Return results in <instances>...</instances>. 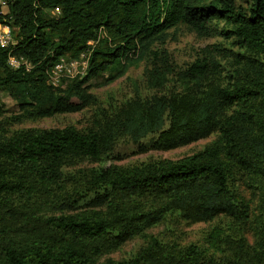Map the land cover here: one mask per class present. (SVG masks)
I'll return each instance as SVG.
<instances>
[{
    "label": "trees",
    "instance_id": "1",
    "mask_svg": "<svg viewBox=\"0 0 264 264\" xmlns=\"http://www.w3.org/2000/svg\"><path fill=\"white\" fill-rule=\"evenodd\" d=\"M0 22L15 41L0 48V115L4 94L17 108L15 121L97 103L89 80L117 67L115 78L143 62L145 90L169 86L161 94L136 89L132 99L100 108L99 123L83 130L5 136L0 129V264H96L169 217L185 223L227 217L236 229L223 235L214 228L205 247L175 251L150 236L133 258L102 264H264V0H252L247 11L233 0H10ZM179 25L200 36L233 37L247 53L245 77L220 84L212 46L175 67L156 45ZM10 51L29 69H11ZM85 52L83 76L49 84L60 58ZM214 132L215 142L178 160L106 161L120 139L139 151L166 150ZM84 161L97 166L78 167Z\"/></svg>",
    "mask_w": 264,
    "mask_h": 264
},
{
    "label": "rangeland",
    "instance_id": "2",
    "mask_svg": "<svg viewBox=\"0 0 264 264\" xmlns=\"http://www.w3.org/2000/svg\"><path fill=\"white\" fill-rule=\"evenodd\" d=\"M236 7L247 11L252 4V0H233ZM222 23H217V30L221 28ZM157 49H164L175 67L184 68L193 62L200 54L201 50L207 46L217 49L215 55L220 65L219 83H234L239 77H245L241 72H245L247 53L238 47L233 37L226 38L221 35L200 36L195 31L185 25H179L167 31L165 43L162 46L156 45ZM66 59V58H65ZM144 63L129 67L123 75L116 77L119 67L106 71L105 73L90 79L88 82V93L96 98L95 104L89 105L85 109L76 113L56 114L48 118L21 119L13 120L18 113L14 102L3 94L2 101L6 112L0 115V129H5V136L13 132L26 129H51L73 126L78 130H83L99 123L102 119L99 115L100 108H105L108 104L118 106L121 102L132 99L136 89L141 95L165 93L168 88H154L145 90L142 83V74ZM66 79L65 73L60 74V80ZM66 81V80H65ZM178 85H176V88ZM218 138V133L214 132L204 139L190 143L185 146L172 149H153L147 148L142 151L127 139H120L114 147L111 157L107 162L118 166H130L159 159L178 160L190 156L204 147L212 144ZM147 141V140H146ZM118 157L119 159H113ZM97 166L96 163L82 162L78 167ZM242 190V188H241ZM246 197L250 195L249 190L244 191ZM222 230L223 235H232L236 229L235 223L227 217H216L210 221L185 223L174 217L168 218L161 224L145 232L144 236L134 238L124 243L114 252L102 255L96 264H102L106 260H128L133 258L136 253L147 245L149 237H156L163 245L169 247L172 251L186 247L190 244L200 247L207 245L208 235L214 229ZM249 242H252V232H246Z\"/></svg>",
    "mask_w": 264,
    "mask_h": 264
},
{
    "label": "built area",
    "instance_id": "3",
    "mask_svg": "<svg viewBox=\"0 0 264 264\" xmlns=\"http://www.w3.org/2000/svg\"><path fill=\"white\" fill-rule=\"evenodd\" d=\"M10 0H0V15H4L8 11ZM59 13V8H54L51 14ZM15 43L10 26L4 22H0V48L9 49ZM7 65L11 69L25 68L29 69V63L20 55H15L10 51L7 55ZM87 65V53H82L77 59L60 58L51 68L49 72L48 82L53 87L62 86L63 82L75 77H81L85 74ZM65 73L66 79L60 80V74Z\"/></svg>",
    "mask_w": 264,
    "mask_h": 264
}]
</instances>
